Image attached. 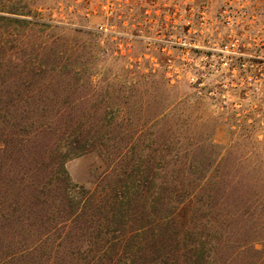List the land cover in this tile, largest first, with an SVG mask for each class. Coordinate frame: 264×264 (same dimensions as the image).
Masks as SVG:
<instances>
[{
  "label": "trees",
  "instance_id": "trees-1",
  "mask_svg": "<svg viewBox=\"0 0 264 264\" xmlns=\"http://www.w3.org/2000/svg\"><path fill=\"white\" fill-rule=\"evenodd\" d=\"M0 5L5 33L30 23ZM61 54L0 57V264H264V215L210 170L166 169L163 157L141 170L118 153L94 188L71 181L66 163L112 140L43 98L71 66Z\"/></svg>",
  "mask_w": 264,
  "mask_h": 264
},
{
  "label": "rangeland",
  "instance_id": "rangeland-1",
  "mask_svg": "<svg viewBox=\"0 0 264 264\" xmlns=\"http://www.w3.org/2000/svg\"><path fill=\"white\" fill-rule=\"evenodd\" d=\"M105 1L11 0L30 23L11 24L6 33L0 28V39L7 42L0 57L6 53L47 61L62 57L63 51L71 66L53 77L43 98L50 107L70 104L73 118L87 122L93 136L112 140L108 154L69 160L71 181L94 188L116 168L112 161L118 153L128 157L123 165L141 170L159 165L163 157L160 165L166 169L193 164L214 172L216 183L241 190L263 216L264 82L252 99H239L233 109L229 103L234 99L221 107L185 83L170 84L160 70L154 72L140 60L144 46L132 36L138 0H129V8L116 19L122 41L97 32L106 22L101 11Z\"/></svg>",
  "mask_w": 264,
  "mask_h": 264
},
{
  "label": "built area",
  "instance_id": "built-area-1",
  "mask_svg": "<svg viewBox=\"0 0 264 264\" xmlns=\"http://www.w3.org/2000/svg\"><path fill=\"white\" fill-rule=\"evenodd\" d=\"M132 35L144 46L140 60L172 85L185 83L224 107L252 99L264 82V0H138ZM129 0H106V22L97 28L111 39Z\"/></svg>",
  "mask_w": 264,
  "mask_h": 264
}]
</instances>
